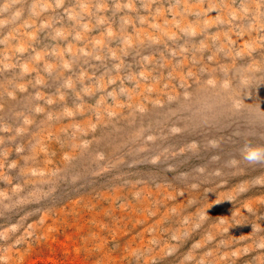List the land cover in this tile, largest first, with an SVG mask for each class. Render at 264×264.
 I'll use <instances>...</instances> for the list:
<instances>
[{
  "label": "rangeland",
  "instance_id": "obj_1",
  "mask_svg": "<svg viewBox=\"0 0 264 264\" xmlns=\"http://www.w3.org/2000/svg\"><path fill=\"white\" fill-rule=\"evenodd\" d=\"M264 0H0V264H264Z\"/></svg>",
  "mask_w": 264,
  "mask_h": 264
},
{
  "label": "clouds",
  "instance_id": "obj_2",
  "mask_svg": "<svg viewBox=\"0 0 264 264\" xmlns=\"http://www.w3.org/2000/svg\"><path fill=\"white\" fill-rule=\"evenodd\" d=\"M244 158L250 163L264 161V150L260 149H247Z\"/></svg>",
  "mask_w": 264,
  "mask_h": 264
}]
</instances>
